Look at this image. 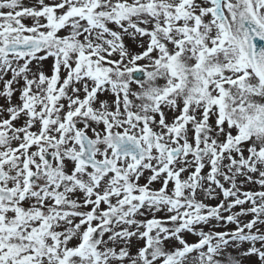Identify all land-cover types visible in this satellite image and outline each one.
<instances>
[{
  "label": "snow or ice",
  "instance_id": "6c2138e0",
  "mask_svg": "<svg viewBox=\"0 0 264 264\" xmlns=\"http://www.w3.org/2000/svg\"><path fill=\"white\" fill-rule=\"evenodd\" d=\"M0 264H264V0H0Z\"/></svg>",
  "mask_w": 264,
  "mask_h": 264
}]
</instances>
